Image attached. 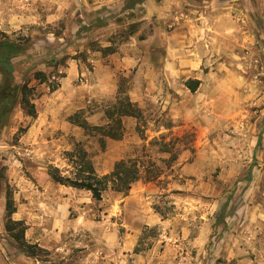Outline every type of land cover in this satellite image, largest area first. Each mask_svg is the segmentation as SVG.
<instances>
[{
	"label": "rangeland",
	"instance_id": "1",
	"mask_svg": "<svg viewBox=\"0 0 264 264\" xmlns=\"http://www.w3.org/2000/svg\"><path fill=\"white\" fill-rule=\"evenodd\" d=\"M127 1L0 0L35 108L18 90L0 118L2 261L20 252L7 183L30 264H264V0ZM126 99L136 117L118 115ZM116 117L121 137L103 134ZM121 159L139 179L100 200L48 172L101 177Z\"/></svg>",
	"mask_w": 264,
	"mask_h": 264
},
{
	"label": "trees",
	"instance_id": "2",
	"mask_svg": "<svg viewBox=\"0 0 264 264\" xmlns=\"http://www.w3.org/2000/svg\"><path fill=\"white\" fill-rule=\"evenodd\" d=\"M136 3L137 0H128L123 8H132ZM95 26H101L103 23L101 22L102 19L96 17L95 19ZM128 33L134 32V24L128 26ZM25 46L17 41H12L8 39L3 33L0 32V74L4 81L3 87L0 89V118H4L6 113L9 111L11 106L13 105V101L16 99L18 90H21V97H20V104L21 107L26 111V113L30 116L35 115V108L33 103L26 98V91H30L32 88L27 87L26 84L21 86L13 83V78L11 76L13 71L15 70V63L12 60L14 57L21 55L24 50ZM93 50H99L102 54H108L115 51V47L112 45L94 48ZM39 75H43L42 71L35 72V78H39ZM42 80V79H40ZM195 84H187V87L192 91L195 90L199 84V80L195 79ZM50 89L53 90L57 87V84L49 85ZM10 99H12V104L10 105ZM119 108L121 109L118 112V115H131L137 116L138 108L135 104L131 103L128 99L124 101H119ZM82 127H86L85 123H80ZM114 126L101 127L104 131L103 134H106L112 138H120L121 134L115 131V127L120 126L119 117H116L113 121ZM4 167L0 165V185L1 182L4 180L3 176ZM50 177L58 183L70 185L76 188H82L88 190L91 193V197L94 200L101 199V191L107 189L108 187L114 191L123 192L125 193L131 186V184L139 179L140 177V170L136 163L127 161V160H118L114 163L112 170L101 177L95 176L91 169L87 172V174L81 178H70L68 176L60 175L56 168L49 169ZM110 183V185H108ZM15 205L13 201V197L11 195V190L7 183H5V196H4V216L6 218V228L7 230H15L13 233V237L18 242L19 250L27 256H32L33 248L35 245L28 244L23 239L24 234V225L21 220H12L11 215L15 212ZM220 217V214L218 215ZM217 216V217H218ZM31 250V252H29Z\"/></svg>",
	"mask_w": 264,
	"mask_h": 264
},
{
	"label": "crops",
	"instance_id": "3",
	"mask_svg": "<svg viewBox=\"0 0 264 264\" xmlns=\"http://www.w3.org/2000/svg\"><path fill=\"white\" fill-rule=\"evenodd\" d=\"M125 62H128L127 59H125ZM68 69H69V72L67 74L68 75L67 77H69L70 74H74L75 70H77V62L74 61L73 63H69ZM227 74H231L232 75V71L229 70ZM40 124H41V122L39 120H37V121H35L34 126L40 125ZM13 250H14V248H13ZM8 251L12 252L10 250H8ZM12 256H13L12 257L13 259L10 258V256L9 257L6 256L7 260H4V261H2V258L0 257V264H30L29 262H31L29 256L25 255L21 251L18 252V253H14L13 252ZM239 264H245V262L244 261H240Z\"/></svg>",
	"mask_w": 264,
	"mask_h": 264
}]
</instances>
